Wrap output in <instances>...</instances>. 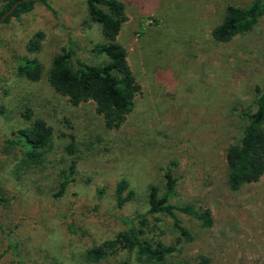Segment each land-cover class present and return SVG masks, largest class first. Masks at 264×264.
<instances>
[{
    "label": "rangeland",
    "instance_id": "obj_1",
    "mask_svg": "<svg viewBox=\"0 0 264 264\" xmlns=\"http://www.w3.org/2000/svg\"><path fill=\"white\" fill-rule=\"evenodd\" d=\"M120 1L126 20L117 42L140 91L118 128H106L94 102L74 105L47 79L69 41L80 60L109 61L88 51L105 40L85 0H47L51 9L37 0L32 11L0 22V184L7 197L0 203V264H143L127 249L98 261L86 256L130 225L175 247L166 262L264 264V174L232 190L225 161L248 123L240 112L254 111L264 89V14L249 31L221 42L212 29L226 8L254 0ZM37 31L44 36L30 52ZM21 56L42 65L38 80L17 74ZM36 118L51 127V138L39 161L25 163L22 147L7 140ZM72 164V181L55 196ZM168 165L176 178L171 202L211 211L210 226L177 213L189 238L172 230L170 217L147 213L149 189L164 191ZM121 179L124 195H133L119 207Z\"/></svg>",
    "mask_w": 264,
    "mask_h": 264
},
{
    "label": "trees",
    "instance_id": "obj_2",
    "mask_svg": "<svg viewBox=\"0 0 264 264\" xmlns=\"http://www.w3.org/2000/svg\"><path fill=\"white\" fill-rule=\"evenodd\" d=\"M17 0H3L0 6V17ZM37 0H24L2 21H9L11 17H18L33 10ZM48 8L47 0H41ZM88 17L100 25L104 42L97 43L88 51L104 54L109 61L103 65H92L80 60L76 55L74 41H69L67 48L56 54L52 61L47 79L54 90L68 97L70 103L77 105L92 101L98 114L103 117L106 128H118L133 108V100L140 91L129 63L127 52L117 42L120 28L126 20L125 5L120 0H85ZM264 14V0H254L249 5L240 7L229 5L221 23L212 29L215 40L226 42L237 34L249 31L259 17ZM44 33L37 31L27 42L30 52L40 48ZM17 64V74L30 80H38L42 75V65L35 59L21 56ZM252 112L241 111L247 119L244 132L239 140L230 143L225 150V161L228 170L227 182L232 190L239 189L244 184L257 182L264 174V89L260 90L255 100ZM25 117H30L26 113ZM51 127L41 118L34 119L25 128L16 131L15 137L8 139L10 145L22 147V161L37 162L46 150L50 138ZM72 145V143H71ZM73 164L68 170L61 172L55 196L64 193L66 186L72 181ZM127 182L123 179L116 183V203L120 207L132 198L133 192L127 189ZM176 188V178L171 166L164 172V191L159 192L157 186L152 185L148 192V214L159 213L171 218V228L187 238L190 234L182 225L177 213L192 216L203 226L212 224L210 209L200 210L193 204H175L170 197ZM2 185L0 184V203L6 202ZM145 220V215H139ZM121 249L135 251L137 260L143 264H184L166 262L168 255L175 251L172 245L164 244L160 240H151L142 227L129 226L125 231L117 234L115 240L107 241L98 247L86 250L89 260L98 261L108 254H116ZM196 264H205L202 259Z\"/></svg>",
    "mask_w": 264,
    "mask_h": 264
},
{
    "label": "water",
    "instance_id": "obj_3",
    "mask_svg": "<svg viewBox=\"0 0 264 264\" xmlns=\"http://www.w3.org/2000/svg\"><path fill=\"white\" fill-rule=\"evenodd\" d=\"M24 0H17L1 17L0 22L3 21L14 9L15 7Z\"/></svg>",
    "mask_w": 264,
    "mask_h": 264
}]
</instances>
